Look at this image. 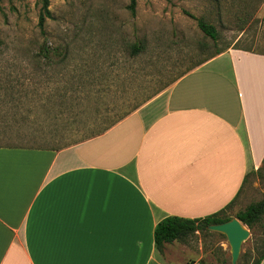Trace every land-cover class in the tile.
<instances>
[{
  "label": "crops",
  "instance_id": "crops-1",
  "mask_svg": "<svg viewBox=\"0 0 264 264\" xmlns=\"http://www.w3.org/2000/svg\"><path fill=\"white\" fill-rule=\"evenodd\" d=\"M263 162L264 54L233 48L90 140L0 146V264H171L156 225L220 213Z\"/></svg>",
  "mask_w": 264,
  "mask_h": 264
},
{
  "label": "rangeland",
  "instance_id": "rangeland-1",
  "mask_svg": "<svg viewBox=\"0 0 264 264\" xmlns=\"http://www.w3.org/2000/svg\"><path fill=\"white\" fill-rule=\"evenodd\" d=\"M128 6L129 0H48L41 34V0H0V146L78 145L216 53L264 54V0H136L134 16ZM196 20L216 30V42ZM42 49L56 57L50 63L37 58ZM263 199L264 162L222 217L235 219ZM247 230L236 264H253L264 252V217ZM179 244L184 252L175 264L181 258L231 264L222 235L200 232Z\"/></svg>",
  "mask_w": 264,
  "mask_h": 264
},
{
  "label": "trees",
  "instance_id": "trees-1",
  "mask_svg": "<svg viewBox=\"0 0 264 264\" xmlns=\"http://www.w3.org/2000/svg\"><path fill=\"white\" fill-rule=\"evenodd\" d=\"M43 2L42 14L39 17L38 28L41 34H44L45 20L50 18L48 11V0H41ZM136 0H129L128 10L131 15L135 14ZM198 29L213 42L217 41L216 30L203 22L202 20H196ZM139 52L138 47H133V54ZM221 54L216 53L215 56ZM37 58H40L46 62H51L56 55L48 49H42L37 53ZM214 57V56H213ZM212 58V57H211ZM99 136V135H98ZM92 139V138H91ZM238 197V196H237ZM237 199V198H236ZM235 199V200H236ZM235 200L220 213L211 215L204 219L188 220L176 217H169L158 223L153 232V241L156 250L162 253L163 248L167 244L174 242L184 243L186 239L195 235L196 233L206 232V228L211 225H219L228 222L230 218H224L222 215L224 212L235 202ZM264 217V199L258 203L249 205L244 211L237 213L235 219H237L247 229H253L255 225L261 222ZM264 259V252L253 264H260Z\"/></svg>",
  "mask_w": 264,
  "mask_h": 264
},
{
  "label": "water",
  "instance_id": "water-1",
  "mask_svg": "<svg viewBox=\"0 0 264 264\" xmlns=\"http://www.w3.org/2000/svg\"><path fill=\"white\" fill-rule=\"evenodd\" d=\"M206 230L226 238L230 253V263L236 264L240 257L242 244L249 237V232L245 226L237 219L232 218L228 222L208 226Z\"/></svg>",
  "mask_w": 264,
  "mask_h": 264
}]
</instances>
